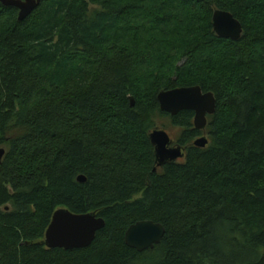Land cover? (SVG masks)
Masks as SVG:
<instances>
[{
	"label": "trees",
	"instance_id": "1",
	"mask_svg": "<svg viewBox=\"0 0 264 264\" xmlns=\"http://www.w3.org/2000/svg\"><path fill=\"white\" fill-rule=\"evenodd\" d=\"M216 9L239 40L215 34ZM196 85L216 99L204 132L157 101ZM157 117L183 162L157 167ZM0 147V264H264V0H42L23 20L0 3ZM59 208L105 226L49 249ZM140 220L165 234L137 252Z\"/></svg>",
	"mask_w": 264,
	"mask_h": 264
},
{
	"label": "water",
	"instance_id": "2",
	"mask_svg": "<svg viewBox=\"0 0 264 264\" xmlns=\"http://www.w3.org/2000/svg\"><path fill=\"white\" fill-rule=\"evenodd\" d=\"M42 0H0L7 7L18 10V20L26 18ZM212 28L219 38L237 41L241 38L243 27L241 22L230 12L214 10L211 18ZM157 101L162 112L175 116L183 110L194 113L193 126L197 130L205 131L207 117L216 110V99L212 92H204L199 86L179 87L162 90L157 94ZM149 139L154 147V156L157 167L167 162H174L184 158L185 149L179 145H172L173 140L165 129L155 127L149 134ZM208 143L205 134L196 138L193 145L204 148ZM3 150H0V156ZM79 182H84L83 176L78 177ZM105 221L97 217L94 212L72 213L66 208L57 209L45 232L44 245L49 248L65 250L82 249L88 247L95 238L96 233L103 229ZM165 234L162 224L152 220H140L131 224L124 234L125 244L142 252L152 249L159 244Z\"/></svg>",
	"mask_w": 264,
	"mask_h": 264
},
{
	"label": "rangeland",
	"instance_id": "3",
	"mask_svg": "<svg viewBox=\"0 0 264 264\" xmlns=\"http://www.w3.org/2000/svg\"><path fill=\"white\" fill-rule=\"evenodd\" d=\"M156 127H159L161 129H165L166 132L169 134L171 139L173 140V144H177V139L179 137V134L181 132V128L175 127L171 124L170 120L166 117H157L155 119ZM3 150L2 147H0V150ZM183 158L178 159L177 161L183 162Z\"/></svg>",
	"mask_w": 264,
	"mask_h": 264
},
{
	"label": "flooded vegetation",
	"instance_id": "4",
	"mask_svg": "<svg viewBox=\"0 0 264 264\" xmlns=\"http://www.w3.org/2000/svg\"><path fill=\"white\" fill-rule=\"evenodd\" d=\"M172 145H176V144H173V143H172Z\"/></svg>",
	"mask_w": 264,
	"mask_h": 264
}]
</instances>
